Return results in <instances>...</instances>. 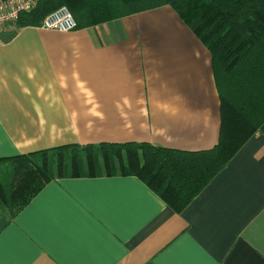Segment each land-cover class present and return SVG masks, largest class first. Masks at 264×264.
I'll return each mask as SVG.
<instances>
[{
    "label": "crops",
    "instance_id": "crops-1",
    "mask_svg": "<svg viewBox=\"0 0 264 264\" xmlns=\"http://www.w3.org/2000/svg\"><path fill=\"white\" fill-rule=\"evenodd\" d=\"M220 128L212 54L170 5L0 32V161L102 142L208 150ZM0 264H264V123L181 213L121 174L53 179L15 217L0 207Z\"/></svg>",
    "mask_w": 264,
    "mask_h": 264
},
{
    "label": "trees",
    "instance_id": "trees-1",
    "mask_svg": "<svg viewBox=\"0 0 264 264\" xmlns=\"http://www.w3.org/2000/svg\"><path fill=\"white\" fill-rule=\"evenodd\" d=\"M172 6L212 54L220 95L218 143L184 151L148 142L68 144L4 159L0 207L15 217L56 178L134 175L181 213L264 123V0H38L16 27H39L67 6L78 27Z\"/></svg>",
    "mask_w": 264,
    "mask_h": 264
},
{
    "label": "built area",
    "instance_id": "built-area-1",
    "mask_svg": "<svg viewBox=\"0 0 264 264\" xmlns=\"http://www.w3.org/2000/svg\"><path fill=\"white\" fill-rule=\"evenodd\" d=\"M38 0H0V32L15 23L22 12L31 11ZM45 29L72 31L78 22L67 6H61L49 13L39 26Z\"/></svg>",
    "mask_w": 264,
    "mask_h": 264
}]
</instances>
